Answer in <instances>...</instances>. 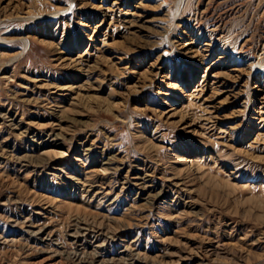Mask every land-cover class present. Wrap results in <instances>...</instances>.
I'll list each match as a JSON object with an SVG mask.
<instances>
[{"label": "rangeland", "instance_id": "374dc122", "mask_svg": "<svg viewBox=\"0 0 264 264\" xmlns=\"http://www.w3.org/2000/svg\"><path fill=\"white\" fill-rule=\"evenodd\" d=\"M0 264H264V0H0Z\"/></svg>", "mask_w": 264, "mask_h": 264}]
</instances>
